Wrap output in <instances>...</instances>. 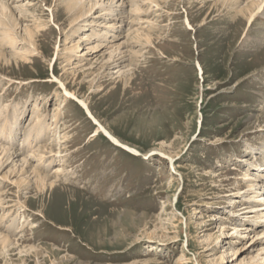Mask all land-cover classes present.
<instances>
[{
	"label": "rangeland",
	"instance_id": "374dc122",
	"mask_svg": "<svg viewBox=\"0 0 264 264\" xmlns=\"http://www.w3.org/2000/svg\"><path fill=\"white\" fill-rule=\"evenodd\" d=\"M234 1L101 0L73 24L60 0L3 2L0 233L18 244L0 264H264V9L239 13L264 0ZM56 77L137 152L94 136ZM36 168L60 190L38 196Z\"/></svg>",
	"mask_w": 264,
	"mask_h": 264
},
{
	"label": "bare ground",
	"instance_id": "6f19581e",
	"mask_svg": "<svg viewBox=\"0 0 264 264\" xmlns=\"http://www.w3.org/2000/svg\"><path fill=\"white\" fill-rule=\"evenodd\" d=\"M4 1H6V0H0V3H2V5H0V11H1V8L2 9H8V5H5V3H3ZM100 1L101 0H60V4H62V6H63V8H66V7H68L67 8V10H69V11H72V10H76V12H75V15H78L76 18H74V20L72 21V24L73 23H75L80 17H82L83 15H86L87 13H90V12H92L93 10H94V8H95V6L97 5V4H99L100 3ZM225 2H226V0H224ZM230 1V0H229ZM232 1H234V0H232ZM87 2V3H86ZM222 2H223V0H222ZM235 2V1H234ZM264 3V1L262 2V3H258V2H254V1H251V2H249L245 7H243V8H241L240 10H239V13L240 14H242L244 17H248V18H250V16L252 17V16H256L257 14L255 13V11L256 10H260V11H262L264 8H263V6H262V4ZM8 4V3H7ZM134 4V3H133ZM230 5H231V3H230ZM234 5V4H233ZM134 6H136V5H134ZM254 7H257L256 9L254 8ZM106 8H108V7H106ZM108 10L110 11V14L112 15L114 12H115V10L113 9V8H111V7H109L108 8ZM139 10V8L136 6V9H135V11H138ZM2 12H3V10H2ZM7 12H8V10H7ZM11 12V11H10ZM4 14H5V11H4ZM6 14H8V13H6ZM13 14V13H12ZM263 15H264V10H263V13H262ZM15 18V17H14ZM108 18H111V16H109ZM102 24H103V26L104 27H102L101 29H97V28H94V30L92 31V34L90 35V38H93V39H98V37H101V36H104V35H106V34H111V35H114L115 33H117V32H111V31H113V30H111V29H113L114 27L115 28H117L118 29V27H116L117 25L114 23V22H112V20H109V21H107V22H103V23H101V26H102ZM116 25V26H115ZM188 25H191V22L190 21H188ZM100 28V27H99ZM109 28H110V30H109ZM24 38L29 42V43H31L32 44V46L34 45V46H37V47H39V49H40V44H39V41H38V39H36V31H34V29H32V28H30V27H26L25 28V30H24ZM262 35H263V39H261V40H258L259 41V43H263L264 44V32L262 33ZM146 39H145V41H146V43H150V44H153V42H152V38H151V36L150 35H145L144 36ZM14 39V37H12V34L10 33V32H5L4 31V36H3V38H2V40H6V39ZM23 38V39H24ZM22 39V40H23ZM141 40V39H140ZM16 42H14V44H12L13 45V47H15L16 46ZM31 46V45H30ZM96 46H98V44L96 45ZM113 46V45H112ZM262 46V45H261ZM0 47H2V46H0ZM77 47H80V46H75L74 47V49L75 48H77ZM120 47H121V45L119 46H117V47H115L111 52H110V54L111 55H115L118 51H120ZM23 48V47H22ZM35 50V49H34ZM0 51H1V49H0ZM74 52L76 51V50H73ZM32 54V52L30 51V49H23V50H21L20 51V54H19V52L17 51V53L16 52H14V54L13 55H20L21 57H26V56H28V55H31ZM5 56L6 55H4L3 53H2V51L0 52V62L1 61H5L6 63H11V60H9V59H7V57L5 58ZM29 58V57H28ZM26 59V58H25ZM110 59V58H109ZM262 61H264V57H263V60ZM16 62V61H15ZM18 66L20 65L19 63H16ZM199 67H200V65H199ZM131 69L129 68V69H127V70H123L122 71V73H124V74H127V78H129V77H131L130 75H131ZM56 76V75H55ZM56 80H58V83H59V86H60V88H62V90L64 91L63 93H64V95H65V97H68V98H70L71 100H74V101H76L77 103H79L80 105H82L83 106V108L85 109V112H86V114H87V116L91 119V121L94 123V125L95 126H97L96 128H95V130L93 131L94 132V136H100V133L101 134H103L104 136H105V138H107V139H109L111 142H113V144H116V145H119L121 148H123V150L125 149V150H130V151H132V152H137V150L134 148V147H131L128 143H126V142H124L123 140H121L115 133H113L112 132V130H110L106 125H104L102 122H101V120L93 113V110L91 109V106L89 105V102L87 101V99H85V98H81L79 95H78V92L76 91V90H70L67 86H66V83L63 81V79H61V78H58V77H56ZM237 85L238 84H234L232 87H230V88H234V87H237ZM66 105V104H65ZM54 106H56V105H54ZM60 107V106H59ZM56 108V107H55ZM18 112V111H17ZM22 112H20V114H21ZM19 114L17 113V114H15V116H14V124L19 120ZM57 117V116H56ZM11 120V119H10ZM61 121V120H60ZM59 121V122H60ZM8 122V121H7ZM11 122V121H10ZM58 122V123H59ZM56 123H57V120H54L52 123H50V124H48V126H49V128L50 129H54L55 128V125H56ZM37 125V124H36ZM35 125V126H36ZM4 127H5V124H4ZM62 127V126H61ZM48 128V129H49ZM1 131V130H0ZM3 131V132H2ZM2 133H3V135H11L8 131H11V130H6V129H2ZM57 131H60V130H58L57 129ZM5 132V133H4ZM30 132L32 133V130L30 129ZM31 133H29V137H31ZM45 133V134H44ZM61 133V132H60ZM57 134V133H56ZM59 134V133H58ZM40 135H43V136H48V134H47V132L46 131H44V130H42V131H40ZM27 137V136H26ZM67 139V136L65 135V136H63L62 137V139H61V141L63 140L64 142H65V140ZM26 140H28V138H26L25 139V136L23 137V140H21V144H20V147L24 144V143H26L25 141ZM51 140V139H50ZM46 146V145H45ZM49 147V146H48ZM53 147V146H52ZM45 149H46V147H45ZM52 149V148H51ZM50 151H52V150H50ZM263 154H264V147H263ZM6 152V151H5ZM33 152V151H32ZM169 154V159L171 160V164H172V166L175 168L176 166H177V161H175V157L178 155V154H173V153H171V152H169L168 153ZM37 155V154H36ZM262 157V156H261ZM45 158V156L43 155V153H39V155H38V162L39 161H41V160H43V161H47V160H45L44 159ZM264 160V159H263ZM48 161H50V160H48ZM177 168V167H176ZM35 169V168H34ZM34 169H33V172L32 173H34V176H33V178H34V180H35V187H36V190L38 191V193H39V195L38 196H41V197H44V196H51V195H54L55 193H56V191L57 190H60L58 187H56L55 185H54V182L53 181H51V182H49L48 181V177H47V175H43L42 173H41V169H37L36 168V170L34 171ZM60 169H62V168H60V166L59 167H57V170L56 171H60ZM245 175H249V174H247V173H244V176ZM253 175V174H252ZM8 176V175H7ZM263 176V175H262ZM250 179H253L254 181H256L257 180V183L255 184V186H263V184L261 183L262 181L261 180H258V179H256V178H254L253 176L250 178ZM264 179V178H263ZM171 180H173V177H172V179ZM249 186H252V185H249ZM261 187H256L257 189H259V191H261ZM253 190V189H252ZM242 192H246L245 190H242L241 191V193ZM259 199H261V200H264V196H263V198H259ZM239 201H240V199H239ZM238 203V202H237ZM252 210H257V211H260V210H264V204H262V205H260L259 207H257V209H252ZM23 226V225H22ZM236 228H238V226H235ZM238 230H239V228H238ZM245 236V235H244ZM0 240H1V242H2V244H3V246H4V248H7V247H9V246H15V245H17L18 243H17V241L15 240V239H12L11 238V235L9 234V233H7V234H3L2 232L0 233ZM32 248H35V247H32Z\"/></svg>",
	"mask_w": 264,
	"mask_h": 264
}]
</instances>
